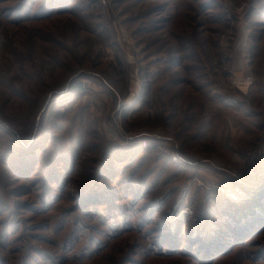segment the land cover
<instances>
[{
	"label": "rangeland",
	"instance_id": "obj_1",
	"mask_svg": "<svg viewBox=\"0 0 264 264\" xmlns=\"http://www.w3.org/2000/svg\"><path fill=\"white\" fill-rule=\"evenodd\" d=\"M263 143L264 0H0V264H264V230L195 244L219 200L256 199ZM108 156L115 197L80 205Z\"/></svg>",
	"mask_w": 264,
	"mask_h": 264
},
{
	"label": "trees",
	"instance_id": "obj_2",
	"mask_svg": "<svg viewBox=\"0 0 264 264\" xmlns=\"http://www.w3.org/2000/svg\"><path fill=\"white\" fill-rule=\"evenodd\" d=\"M113 163L114 162L109 156L105 158L100 170H98V176L94 178L88 190L81 192L79 195L78 203L80 205L98 203L97 199L101 197V194L104 199L115 197L114 191L106 190L104 194L102 192L104 187L100 184V180L107 176L106 174L104 175V172L112 168ZM111 170L114 169L112 168ZM125 186L126 189L124 187V190L130 192L131 188H127V183H125ZM107 187L110 188L109 186ZM126 198L129 197L126 196ZM131 200L133 203L136 202V198H132ZM153 204V202L149 203L147 209H152ZM219 204L220 205L215 208L214 211L211 210V213H205L208 217L202 219L203 223L197 230L198 232H196L197 239L195 240V244L200 246L196 249V253L199 252L202 247H206V253L211 256L213 255L211 251L214 252L216 250L215 248L220 249L222 246L221 248L228 249L229 244L234 243L236 245L244 243L246 240H250L262 234L264 230V191L252 201L229 203L225 200H219ZM209 218H213L214 220L212 225L207 221ZM171 241L174 243L172 238ZM187 246L189 247V245Z\"/></svg>",
	"mask_w": 264,
	"mask_h": 264
},
{
	"label": "built area",
	"instance_id": "obj_3",
	"mask_svg": "<svg viewBox=\"0 0 264 264\" xmlns=\"http://www.w3.org/2000/svg\"><path fill=\"white\" fill-rule=\"evenodd\" d=\"M102 129L106 133V138L110 140V142L119 150H140L141 152H145L151 149H157L162 154H171V162L175 164L181 163L183 160L180 157L177 149L169 144H165L160 141V139H156L155 137L145 138V139H135L132 140L129 138L124 132L121 131V124L117 122L116 127L112 128L110 124H108L105 120L102 121ZM260 155L264 159V143L262 144L260 150ZM224 194L228 199H234L236 201H242L247 199L246 192L239 186L234 185L230 182H226L223 184ZM188 212V210H184Z\"/></svg>",
	"mask_w": 264,
	"mask_h": 264
},
{
	"label": "water",
	"instance_id": "obj_4",
	"mask_svg": "<svg viewBox=\"0 0 264 264\" xmlns=\"http://www.w3.org/2000/svg\"><path fill=\"white\" fill-rule=\"evenodd\" d=\"M262 189H264V186H263V185H260V187H258V189H255V191H254V195L256 194V197H257L258 195H260V194H258V193H260V192L262 191Z\"/></svg>",
	"mask_w": 264,
	"mask_h": 264
},
{
	"label": "bare ground",
	"instance_id": "obj_5",
	"mask_svg": "<svg viewBox=\"0 0 264 264\" xmlns=\"http://www.w3.org/2000/svg\"><path fill=\"white\" fill-rule=\"evenodd\" d=\"M237 64V63H236ZM139 152H141L140 150H139ZM184 210H186V209H184ZM184 210L182 211V214L184 213ZM187 217V216H186Z\"/></svg>",
	"mask_w": 264,
	"mask_h": 264
}]
</instances>
